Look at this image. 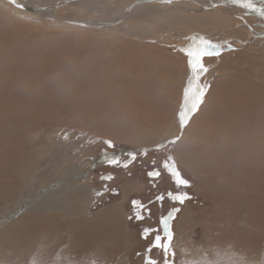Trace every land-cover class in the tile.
<instances>
[{"label":"rangeland","instance_id":"1","mask_svg":"<svg viewBox=\"0 0 264 264\" xmlns=\"http://www.w3.org/2000/svg\"><path fill=\"white\" fill-rule=\"evenodd\" d=\"M2 6L0 115L7 113L10 107L29 105L28 108L17 107L21 113L20 124L10 122L12 125L6 127L2 122L0 145L7 149L9 144L15 142L16 126L21 138L18 143L22 150L18 153L32 165L28 167L24 164L22 167L9 169L15 156L0 152L6 155L0 166V195H3V199L0 198V217L9 216L27 199L46 203L43 191L51 185L57 190L72 186H87L91 190L78 191L73 188L69 193L73 194L74 199L76 196V200H81V203L72 200L75 206L72 208L79 210L83 206L84 213L76 218L62 214L59 220L62 219L61 222L67 224V230L60 223L57 224V217L48 218L50 221L47 232L51 235L50 244L56 250L17 249L20 255L11 264H31L33 260L40 264L41 259L46 263L52 261L57 264L60 258L71 259L68 249H59L65 237L70 241L68 235L75 236L88 223L95 221L100 227V236L96 239L97 258L105 257L108 249H112L113 253L112 260H105L104 264H147L149 256L158 264H165L161 249L153 248L151 253L147 249L157 234L156 230L161 235L163 233L161 218L176 207L180 211L170 222L174 239L168 256L169 264H204L209 259L225 264L231 247H223L220 242L224 235H234L241 224H233L226 219L229 210L233 209L236 213L234 209L236 210L237 203L230 195L227 196L225 186L228 179L224 182L218 178L216 172L232 165L224 162L227 161L228 154H250L254 146L250 139L256 135L259 137L261 132L263 136L259 137L260 145L264 146V125L261 129L257 118L253 117L257 111L264 110V46L250 48L249 44L244 49L235 51L226 47L219 57L205 58L204 63L209 71L202 75L201 83L208 84L209 88L203 104L192 115L182 130L181 139L175 145L154 150L157 144L181 135L178 116L183 104L184 90L191 78L187 57L181 49L189 45L192 37L188 38L189 43L182 46L183 43L174 34L196 30L197 25L194 22L169 15L164 17L165 20L170 19L169 23L160 16L149 19L138 17L129 22L126 34L119 32L120 27L110 31L94 26L86 28H91L92 33H82L76 27L70 30L63 29L64 27L44 29L41 25L44 20L39 19L35 22L23 17L24 20L18 15H9L6 18L2 14L6 11ZM189 11L182 15H192ZM147 14L149 16L153 13ZM72 16L76 19H91L75 12ZM11 20L18 24L12 25ZM200 26L205 29L213 27L209 23ZM231 30L234 28L226 29L225 34L233 36L229 33ZM109 33L115 34V40L107 36ZM240 33L246 34L243 31ZM226 35L219 42H226ZM17 96L21 100L14 104ZM35 98L39 102L42 100L41 107L36 106L39 103L33 102ZM31 119L36 121V127ZM5 134L9 137L7 141ZM65 136L68 138L65 139ZM104 140H111L114 146L109 148L103 143ZM144 151H147V155L141 154ZM132 152L137 153L134 161H130L129 157ZM215 153L220 156H212ZM169 154L175 158L182 177L190 182L189 187L178 189L173 178L163 169L162 162ZM39 156L43 161H40ZM114 157L118 158L119 164L109 162ZM126 161H130L128 167H123ZM231 167L234 168V165ZM154 169L161 172L155 179L148 176ZM18 170L22 176L19 181L12 174ZM261 176L263 178L259 182H264V174ZM177 191L187 192L191 199L186 200L183 205L174 203L167 197V193ZM243 192L242 195L247 200V219H241L247 222L243 224L245 234L254 237L257 247L260 246L257 248L256 258L245 255V259L248 257L245 261L247 264L251 260L252 264H264V188L256 191V195L262 198L261 202L254 201L253 191ZM161 194L165 195L163 202L156 199ZM134 201L140 202L143 207L134 206ZM137 213L143 218L137 219ZM257 214L263 216L260 218ZM25 216L27 215H19L0 224L1 246L13 242L16 233L21 231L30 238L44 230L41 226L24 229L30 218L26 219ZM145 229L151 230L147 239L143 238ZM45 241L42 238L39 245ZM0 250L2 253L6 249ZM173 251L174 257L171 254ZM91 256L88 252L73 260L76 259L79 264H90Z\"/></svg>","mask_w":264,"mask_h":264},{"label":"bare ground","instance_id":"2","mask_svg":"<svg viewBox=\"0 0 264 264\" xmlns=\"http://www.w3.org/2000/svg\"><path fill=\"white\" fill-rule=\"evenodd\" d=\"M18 2L21 3L22 5H24V8L22 10L21 9H17L12 4H9L8 3V0H0V7L3 5L4 7L2 6L3 7L2 9H5L6 10L4 13H2L4 15V17L6 16V18H7L9 15H11V16L12 15H14V16L15 15H18V16H22V18L24 17L26 20L35 21V22L38 21V19L41 20V21L44 20L43 23L40 21L42 23L41 24L42 25V28H44V29H46V28L47 29H51V28L61 29V27H64L63 29L66 28V29H69L70 30V29H73L72 27H76L77 28L76 30H78V28H80V30H82V33L83 32L84 33H92V30H90L91 28H89V30H87L88 29L87 27H93L94 26V27L104 28V29H107V30H110V31H113L114 28L120 27L119 32L121 31V32H123V34H126V28H128L127 25L129 24V22H131L134 19H138V17H140V18L142 17L143 19H149V17L150 18L151 17L152 18H155L157 16H160L161 18L164 19L163 21H166L168 18L165 20L164 17H166V16L169 15V16H172L173 18H176V19H184V18L185 19H188V22L191 21V22H194L197 25L196 26L197 28L195 27L196 30H193L191 32H187L186 31V32H184L185 34H174L173 33L175 35V38L177 40H179L181 43H183L182 46H185L186 45L185 43L188 42V38L189 37H193V36H197V35H203L206 38L211 39L213 42H216V43H220V44L225 45L224 49H226V44L228 42H230L231 44H233V46H234L235 49H242L243 47H246L249 44H251L249 46L250 48L251 47L253 48L254 46H256V47L264 46V39H260L259 38V34H264V18H261V17L257 16L255 13L246 12L245 10H242L239 7L233 6L231 4H221L220 0H173L170 4H162V3H159L157 1L146 2V0H18ZM213 4H218L220 6L213 8ZM154 11H156V12H154ZM187 11L191 12L192 15H190V14H185V16L182 15L183 13H185ZM74 12L77 13V14H80V15H84V17L86 15V16L89 17V19L91 18L92 20L91 19L90 20H85V19H83L81 17H78V19H76L75 17L72 16V13H74ZM147 12H149V13L151 12V14L152 13L153 14L148 16ZM135 15H137V16H135ZM138 15H140V16H138ZM88 17H87V19H88ZM140 18H139V20H140ZM176 19H174V20H176ZM169 21H170V19H169ZM169 21H168V23H169ZM160 23H163V22H160ZM203 23L204 24H208V23L209 24H212L213 27L209 26L206 29L205 28H202L200 25H203ZM11 24L12 25H16L18 23H16L15 20H11ZM65 24H66V26H65ZM259 24H260V27H259ZM62 25H64V26H62ZM84 25H86V26H84ZM129 27H131V26H129ZM199 27H201V28H199ZM231 27H232V29L234 28V30L229 31V33L231 32L230 34H232L233 36H231L229 34L226 35L225 34L226 29L228 30ZM83 29H86V30H83ZM239 30L240 31H243V32H246V34L240 33ZM102 31H104V30H102ZM119 32H118V35H119ZM138 33H140V32H138ZM113 34L114 33H112V35H111L109 33V34H107V36L113 38L114 37ZM128 34H129V32H128ZM157 35H159V34H157ZM225 35H226L227 41L229 40V38H228L229 36L232 37L230 39V41H228V42L226 41L224 43H222L223 41L222 42H219L221 39H223V37L225 38ZM14 55L16 56V54H14ZM26 61H27V59H26ZM260 68H261V65H260ZM259 81H261V80H259ZM1 84H2V82H1ZM16 90L17 89H15V91ZM44 90H45V88H44ZM34 91H36V90H34ZM37 91H38V89H37ZM35 93H37V92H35ZM261 93H262V91H261ZM35 96H36V94H35ZM261 96H262V94H261ZM19 97L17 96L14 99L13 103L14 102L19 103L20 100H21V98H19ZM7 102L8 101H6V103ZM33 102L39 103V104H36V106L41 107L42 100H41V102H39L35 98V101H33ZM8 105H10V104H8ZM28 105L22 104V105H18L17 107L24 108V106L27 107ZM44 106H45V104H44ZM259 106H260V104H259ZM17 107H15V108L14 107H10V110L7 113H5L4 115H0V132L2 133V135H3V132L1 131V127H2L1 125H3V123L6 124V127H9V125H12V124H9L10 122H13L15 125L21 123V122H19L21 120V113L17 110ZM33 111H34V109H33ZM47 112H49V110ZM28 113H27V115H28ZM2 114H3V111H2ZM30 114H32V113H30ZM42 115H43V113H42ZM37 116H39V115L37 114ZM253 117H254V119L257 118V121L259 122L258 123L259 124V127H261V129H262V127L264 125V110L257 111V113H254L253 114ZM38 119H39V117H38ZM28 121L30 122V120H28ZM31 121L33 122V124L36 122V121H34V119H31ZM24 122H25V120H24ZM35 124H34V126H35ZM24 125H23V127H24ZM245 129H246V127H245ZM43 132H44V130H43ZM18 134H19L18 129L15 126V132H14L15 142H13V144H9V146H7V149L5 148L4 145H0V152L15 156L14 161L9 164V169H11V168L13 169V168H16V167H22L24 164H27L28 167L30 165H32L31 162H29L27 160V158L24 159V157L20 153H18V152H22V150L20 149L21 147H20V145L18 143V141H20L21 138L19 137ZM261 135H262V132L260 133V136ZM7 136L8 135L5 134V141H7V138H9ZM26 137L28 138V135ZM259 137L256 135V136L252 137V139H250V141H253L254 142V146H253L250 154L249 153L248 154L247 153L246 154L240 153L239 155H233V156H231L229 154L227 155V156H229L228 157L229 159L226 157L227 158V161L224 160L225 164L229 162L230 164H232L231 166L234 165V168H232L230 165H228L227 166V169L218 170L219 173H218V171L216 172L218 178L222 179L223 181L225 179H228V180H226V186H225L226 189H227V193H228L227 196L230 195L232 197V199H234L235 202L237 203V205H236L237 208H236V210L234 209V211H236V213L233 212V209L229 210V213L228 214L226 213L227 214L226 215L227 216L226 219H228V221L229 222H232L233 224H236L237 222H240V224H241V226L239 227V229L236 230V233L234 235H229V236L228 235H224L223 241L220 242V243H222V245H224L223 247H227V248L228 247H231V249H232V251H230L231 249H229V257H227V259L225 260V264H230V262H235V261H238L240 259L246 260L248 257H246V259H245V255L246 256L249 255L250 257H254L255 254L257 253L256 252L257 251V248L260 247V246L257 247V245H256V243L254 241V237H251V236L249 237V236H247L245 234V229H244V225L243 224L244 223L247 224L246 220H242L241 221V219L242 218H246L245 216L247 215V213L245 215V212H246V204H247L246 202H247V200L243 196L244 195V192L243 191H245V192H247V191L252 192L253 191L252 194L254 195V197L253 196L252 197H253L254 201L256 200V201L259 202L262 199V198H259L260 196H257L256 195V191L258 192L261 188H264V182H259V179L260 178H263L261 176V174L262 175L264 174V146H261L260 145ZM37 139H38V137H37ZM263 141H264V139H263ZM240 142L242 143V141H240ZM237 152H239V150ZM215 155L217 157L220 156L217 153H215L212 156H215ZM41 156H43V155H41ZM58 156H60V154ZM5 157H6V155L0 153V166H2L3 160H4ZM39 158H40V156H39ZM56 159H57V157H56ZM212 159H214V158H212ZM40 161H43V160H41V158H40ZM33 163H35V162H33ZM222 167H223V165H222ZM212 170H213V168H212ZM12 174H15V177L18 179V181L21 180V177L22 176H20L19 170L17 172H15V173L12 172ZM78 175H79V173H78ZM209 177H210V175H209ZM213 178H214V176H213ZM58 187H60V186H58ZM86 187H79V186L78 187H73L72 186V187H70L68 189L67 188H62V189L60 188L59 190H57V189H55L54 185H51L48 188H45L44 191H43V193L45 195L46 203H42L39 200H30V199H27V201H24L21 204H19V206L17 208H15V210L13 212H11V214L9 216H7V217H2L1 216L0 217V224H3L4 222H6V220L16 218L19 215L21 217L22 215L25 214V215H27V216H25L26 219L28 217H30V218L28 219V221H26L27 223H26L24 229H28V228L29 229L39 228V226H41L42 227L41 229L44 228V230L43 231H40L36 235H32L30 238H28L27 235H25L24 233H21L23 231H21L19 234L16 233L17 235H15L12 232L16 236L15 240L13 242H10V243L8 242L4 246H1L0 245V249H6L2 253H1V250H0V264H11V262L13 261V259L17 258L20 255L19 253H17V251H16L17 249H20V250L21 249H33V250L34 249H51V250L52 249H55L54 246L50 244L51 241H50L49 238H50L51 235H50V233L47 232L48 231L47 229H49L48 228L49 227L48 226V222L50 221V219H48V218H50V216L57 217L58 219L55 218L56 220L59 221V222H57V224L60 223V226H62L63 229L64 228L66 229L67 224L65 222H61L62 219H61V221L59 220L60 217H62V214L68 215L69 217L76 218V217H79L80 215H82L84 213L83 206H81L79 208V210L77 208L76 209L72 208V206L74 205V203L72 202V200L75 203H79V202L81 203V200H79V199L76 200V196L75 195H74L75 196V199H74L72 197L73 194L71 195L69 193L71 192V190H73V188H75L78 191L79 190H85V191L91 192V190L89 188H86ZM217 187H218V185H217ZM232 187L234 189H231ZM219 188L220 187H218V189ZM232 191H234V192H232ZM11 192H12V190H11ZM20 193H21V191H20ZM75 193H76V191H75ZM242 193H243V195H242ZM88 197L92 198L91 195H89ZM263 197H264V195H263ZM0 198L3 199V195H0ZM32 198H34V197H32ZM21 201H22V199H21ZM19 202H20V200H19ZM44 202H45V200H44ZM73 207H75V206H73ZM261 211H262V209H261ZM35 213L37 215H33ZM262 214H263V212H262ZM262 214H257V215L261 218L263 216ZM26 219H24V221ZM256 222H257V220H256ZM19 223H18V225H19ZM63 223H65V224L63 225ZM256 224H258V223H256ZM225 225H226V223H225ZM14 226H15V224H14ZM248 226H249V224H248ZM20 227H21V225H20ZM52 228H54V227H52ZM99 228H100L99 227V223L95 221V222H92L90 224L88 223V226L87 227H84L81 232L79 231L78 234H75L74 233L75 236L68 235V238H69L70 241H67V238L65 237V240L62 243V245H60V248L59 249H68V251H69L68 254L70 253L71 259H68L67 257L60 258V260H59V262H57V264H79L77 261H75L76 259L73 260V258L82 257L83 255L88 254V252H90L91 255H92L90 257L91 258L90 264H104L105 263V260H112V258H113L111 256V255H113V253L111 252L112 249H108V251H107L108 253L106 255V256H108V254H109L108 257L101 256L100 259L97 258V252L98 251H97V247H96V244H97L96 239L99 238V236H100L99 235V230H98ZM43 233L45 234V236H44ZM103 234H104V232H103ZM29 235H31V233H29ZM42 238L46 239V241H45L44 244L41 243V245H39V242H40V240ZM213 249H214V247H213ZM10 255H16V257H14V256H11L10 257ZM256 256H255V258H256ZM252 263H253V261L251 260L248 264H252ZM37 264H39V263L37 262ZM40 264H56V263H52V261H48V263H46V262H44V260L41 259V263Z\"/></svg>","mask_w":264,"mask_h":264},{"label":"snow or ice","instance_id":"3","mask_svg":"<svg viewBox=\"0 0 264 264\" xmlns=\"http://www.w3.org/2000/svg\"><path fill=\"white\" fill-rule=\"evenodd\" d=\"M146 2H152V0H146ZM157 2L162 4H170L172 0H157ZM221 4H231L233 6H237L246 12L255 13L257 16L264 18V0H220ZM9 4L14 5L17 9H23L24 5L18 2V0H8ZM220 5L213 4V8L218 7ZM86 26V25H84ZM260 39H264V34H259ZM225 45L213 42L211 39L206 38L203 35L193 36L191 38V42L188 46L181 49V51L187 57V64L191 71V78L188 81L187 87L183 93V104L178 116V124L181 129V135L175 136L171 139H168L166 142H161L156 145L155 150L165 149L169 145H175L182 136V130L189 123L192 115L196 113L200 106L204 102V97L206 95V91L209 88L208 84L201 83V77L203 74L207 73L209 69L204 63L205 58L210 57H219L222 54ZM226 47L229 50L235 51L233 44L227 43ZM65 139L68 137L65 136ZM109 148L113 147V142L111 140H104ZM142 155H147V151L141 153ZM130 161H134L137 158V153L132 152L129 153ZM130 161H126L123 163V167H128V163ZM112 164H119L120 161L118 158H112L110 161ZM163 169L173 178L174 183L177 188H187L190 186V182L183 178L181 172L178 169V165L176 163L175 158L172 155H167L162 162ZM161 175V172L157 169H154L148 173L150 178H158ZM108 179H112V177H108ZM167 197L172 200L174 203H178L183 205L186 200L191 199L187 192L177 191L175 193L168 192ZM158 201L163 202L165 199V195L161 194L156 198ZM134 206L143 207L140 202L134 201ZM180 211L179 207L173 208L167 216H164L160 220V224L163 229L162 235L159 230L155 235V238L152 244L147 249V252L151 253L153 248L161 249L165 256V264H169L168 256L172 248V241L174 239V233L171 228V221L175 219L176 213ZM142 215L137 213V219H142ZM151 230H144V237L147 239L148 234ZM172 256H175L174 251L171 252ZM32 264H37L35 260H33ZM147 264H158L157 261L153 260L151 256L147 258ZM204 264H221L219 260H206ZM230 264H247V261L240 259L235 262H230Z\"/></svg>","mask_w":264,"mask_h":264},{"label":"water","instance_id":"4","mask_svg":"<svg viewBox=\"0 0 264 264\" xmlns=\"http://www.w3.org/2000/svg\"><path fill=\"white\" fill-rule=\"evenodd\" d=\"M152 1H157V0H152ZM173 1V0H172Z\"/></svg>","mask_w":264,"mask_h":264}]
</instances>
